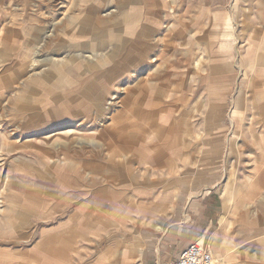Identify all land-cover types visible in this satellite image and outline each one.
<instances>
[{
	"label": "rangeland",
	"instance_id": "obj_1",
	"mask_svg": "<svg viewBox=\"0 0 264 264\" xmlns=\"http://www.w3.org/2000/svg\"><path fill=\"white\" fill-rule=\"evenodd\" d=\"M54 1L0 0V264H158L164 245L204 236L214 260L223 259L212 237L223 214L210 202L231 193L233 206L241 178L248 188L264 178V0H65L60 11ZM64 11L66 24L44 42ZM139 55L157 67L148 79L133 69ZM208 58L214 73L231 75L234 91H247L236 103L247 116L234 115L235 97L226 101L210 178L194 181L197 76ZM159 77L171 79L172 95L193 88L172 101L178 114L140 113L139 97ZM165 126L178 134L176 153L164 146ZM172 154L182 163H169ZM132 242L141 246L127 260Z\"/></svg>",
	"mask_w": 264,
	"mask_h": 264
},
{
	"label": "crops",
	"instance_id": "obj_2",
	"mask_svg": "<svg viewBox=\"0 0 264 264\" xmlns=\"http://www.w3.org/2000/svg\"><path fill=\"white\" fill-rule=\"evenodd\" d=\"M53 5V4H52ZM66 22V21H65ZM66 23H64L65 25ZM99 26L102 24L100 19L98 20ZM167 36V35H166ZM165 36V37H166ZM162 38L161 41L165 43H160V48L164 47L166 41L168 42V38ZM176 44L183 43V32L180 30H177L176 34ZM141 45V44H140ZM147 47V44H145ZM183 44L180 47H176V53L175 57L180 58V56L183 55ZM142 53V51H141ZM168 55V54H167ZM212 57V56H211ZM212 61V60H211ZM210 61V58H208V62L206 63L207 70L201 75L199 74L197 76L198 78V86L197 91L198 95L199 92L202 91V97L198 98L199 102L197 103V108L201 111H197V115L199 119H202V123L200 124V127L198 128L197 132H195V137L192 140V148L194 149L192 154V162L196 163L197 170L192 172L190 175L194 179L198 180H208L210 178L209 175V166H206V164L211 162V158H214L213 155L211 156V153L215 150V152L219 151L221 147V142L224 139L225 134V124L224 123V115L227 103L226 101L233 99L235 97L234 106H235V112L234 115H238L239 117H246L247 113L244 110V107L237 108L236 102L238 100L242 99L243 104L245 102L243 100H247V91H234L232 89L233 79L231 75H227L224 73L223 76L217 75V73H214L212 69H215V62L212 63ZM222 64L224 61H221ZM152 65H149L147 63L146 57H143V55H139L137 59H134L133 63V69H135V72H139L141 76H145V78L148 77L149 72H155V68L153 69L154 62H152ZM148 64V65H147ZM162 66V64H161ZM224 67H226V64H224ZM157 68V67H156ZM150 69V71L148 70ZM184 76V75H183ZM194 77L192 76V79ZM148 79V78H147ZM191 79V80H192ZM136 80V79H135ZM171 80V79H170ZM166 77H159L156 80H153L151 82V88L150 92L146 91L139 97L143 100V110L144 113L140 111L143 115H155V116H173L177 112H173V109L176 108L175 101L177 98L186 101L189 99V94H195L193 92V88L190 93L181 91L179 93H176L175 95H172L173 91L168 90L166 84L167 82H170ZM147 81H145L146 83ZM193 83H196V79L192 80ZM162 84L163 86H157L155 84ZM171 83V82H170ZM175 83H177L175 81ZM170 85H173L171 83ZM221 85V86H217ZM200 87H202L200 89ZM196 90V89H195ZM149 92V93H148ZM197 97H194L192 100L196 99ZM207 98L208 102H200L201 99ZM170 100V101H169ZM222 101V103H213L212 101ZM196 107V106H195ZM195 109V108H193ZM204 109V111H203ZM202 113V117H200V113ZM174 113V114H172ZM178 114V113H177ZM195 117V116H194ZM167 131V137L173 143L171 144V141L167 143V141L164 143V146L167 147V152L170 153H176V149L182 147V145L177 140L178 134L176 130L170 129V127L165 126ZM145 131V130H144ZM261 131H263V128H261ZM162 132V130H161ZM194 131H192L193 133ZM197 133V135H196ZM197 136V137H196ZM223 137V139H221ZM218 138L221 140L217 141ZM221 141V142H220ZM131 144V143H130ZM6 146H11L6 143ZM134 146V145H132ZM123 147V146H122ZM165 147V148H166ZM125 149H130L129 146H124ZM168 149L170 151H168ZM210 156V157H209ZM204 157H207L203 159ZM169 163H182L181 158H175L174 154L170 158H168ZM177 167L171 168V172L174 175L177 172ZM205 170V171H204ZM201 171L207 173H202ZM170 175V174H169ZM180 175H175L169 177L171 178H177ZM187 176L182 175V177ZM256 184L253 183V187H247L244 183V179L241 178L242 183L241 187L239 189L238 194L241 196L239 203L233 204V194H223L224 198L221 193H215V202H210L209 207L214 208L215 214L221 218L222 214V221L219 223V227L216 228L217 230L214 231L213 234V241L215 244L220 243L223 245L222 251H223V259L226 263L229 262V264H264V205L261 203L263 202L264 197V186L263 182L260 183V180H264L263 177H257ZM231 196V199L230 197ZM248 197H256L255 198V204L256 205L253 209L249 208L248 203H251L253 200L252 198L248 199ZM252 204V203H251ZM253 210L256 212H261V218L254 219L252 216ZM222 211V214H219ZM232 212L231 217H227L224 213ZM234 212H239L240 215L236 216ZM233 217V218H232ZM226 221V222H225ZM220 222V219H219ZM214 221L213 219L210 220L208 229L210 230L212 228ZM214 226V225H213ZM206 236H204L203 240H200V243H205ZM193 241H188L184 245H177L168 243L164 245V251H162V256L159 259L158 264H173L178 257L182 255V253L185 251V249L191 245ZM211 251L213 252L212 248ZM218 254V253H216ZM168 255V260H165V256ZM68 254L66 251H62L61 260H67ZM62 264V263H60Z\"/></svg>",
	"mask_w": 264,
	"mask_h": 264
},
{
	"label": "bare ground",
	"instance_id": "obj_3",
	"mask_svg": "<svg viewBox=\"0 0 264 264\" xmlns=\"http://www.w3.org/2000/svg\"><path fill=\"white\" fill-rule=\"evenodd\" d=\"M55 2V4H54V6L53 7H57L58 8V10L60 11V10H63L64 8H65V0H56V1H54ZM68 2V1H67ZM69 3V2H68ZM67 8V7H66ZM67 11V10H66ZM66 11H64V13H62V14H60L61 16H62V18L61 19H59V21L57 22L56 21V23H53L52 25H51V27H50V31L49 32H47L46 33V36L44 37V42H46L47 43V41H49V39H50V37L54 34V31L56 32L57 30H56V28H57V26L58 25H61V24H63L64 25V23H65V21L67 20V12ZM113 11H115V10H113ZM112 12V11H111ZM69 14V13H68ZM107 15H110V14H107ZM58 20V19H57ZM99 20V19H98ZM98 20L96 21V25H98L99 26V24H98ZM63 25H61V26H63ZM250 31H251V29H250ZM252 34H254V33H252ZM251 37V36H250ZM53 38V37H52ZM51 40V39H50ZM249 52H248V55H249V53H250V48H249V50H248ZM81 53V52H80ZM82 54V53H81ZM68 56V55H67ZM91 56V55H90ZM84 57V56H83ZM156 63V62H155ZM35 67V66H34ZM33 67V68H34ZM36 72V71H35ZM34 72V73H35ZM37 73V72H36ZM39 73V72H38ZM42 73V72H41ZM33 74V73H32ZM35 75V74H34ZM29 79V78H28ZM29 81V80H28ZM43 84H44V82H43ZM128 84V83H127ZM122 86V85H121ZM32 87V86H31ZM30 87V88H31ZM122 88V87H121ZM126 89V88H125ZM115 96V95H114ZM113 98V97H112ZM115 98V97H114ZM237 103V102H236ZM69 108V107H68ZM59 109V108H58ZM62 110V109H61ZM60 110V111H61ZM70 110V109H69ZM58 111V110H57ZM71 111V110H70ZM39 112V111H38ZM40 113V112H39ZM64 115H65V113H64ZM107 118V117H106ZM31 120H32V118H30ZM71 119V118H70ZM86 120V119H85ZM1 121V120H0ZM48 121V120H47ZM75 121V120H74ZM78 121V120H77ZM105 121V120H104ZM2 122V124H3V120L1 121ZM47 123H49V122H47ZM83 123H84V120H83ZM82 123V124H83ZM90 123V122H89ZM96 123V122H95ZM74 124V123H73ZM80 124V123H79ZM85 124V123H84ZM4 125V124H3ZM89 125V124H88ZM95 125V124H94ZM97 125V124H96ZM92 126V125H91ZM9 127V126H8ZM55 127V126H54ZM82 127H84V126H82ZM10 128V127H9ZM74 129V128H73ZM53 130V129H52ZM55 130V129H54ZM79 131V130H78ZM95 131H96V129H95ZM9 132V131H8ZM46 132V131H45ZM56 132V131H55ZM71 132V131H70ZM14 133V132H13ZM73 133H75V130H74V132ZM72 134V133H71ZM13 135L14 134H8V136L9 137H13ZM259 142V141H258ZM260 143V142H259ZM257 144V143H256ZM259 146V145H258ZM51 150H52V148H51ZM54 150V149H53ZM60 150V149H59ZM77 150H78V148H77ZM263 150V149H262ZM45 151V150H44ZM264 151V150H263ZM43 153V152H42ZM62 153V152H61ZM37 154V153H36ZM263 154V153H262ZM58 155V154H57ZM59 157H61V156H59ZM61 162H63V161H61ZM66 162V161H65ZM59 163V162H58ZM57 163V164H58ZM228 194V193H227ZM230 199H231V196H230ZM158 229L161 231L162 230V226H158ZM130 245V248H129V250L127 249V251H126V254H125V256H126V259L127 260H132V259H135V258H137V256H136V254H138L139 253V249H140V246L141 245H139V243H131V244H129ZM212 252V251H211ZM213 254V253H212ZM214 255V254H213ZM225 261V260H224ZM223 261V259L221 258V257H217V258H215V264H226L225 262Z\"/></svg>",
	"mask_w": 264,
	"mask_h": 264
},
{
	"label": "built area",
	"instance_id": "obj_4",
	"mask_svg": "<svg viewBox=\"0 0 264 264\" xmlns=\"http://www.w3.org/2000/svg\"><path fill=\"white\" fill-rule=\"evenodd\" d=\"M173 264H215L209 245L195 242L189 245Z\"/></svg>",
	"mask_w": 264,
	"mask_h": 264
}]
</instances>
